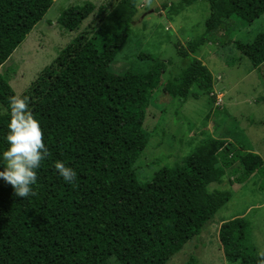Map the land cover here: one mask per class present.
<instances>
[{"label":"trees","instance_id":"16d2710c","mask_svg":"<svg viewBox=\"0 0 264 264\" xmlns=\"http://www.w3.org/2000/svg\"><path fill=\"white\" fill-rule=\"evenodd\" d=\"M139 0H120L101 19L92 35L76 37L22 96L40 122L48 157L41 162L37 196L19 198L10 185H0V264H168L199 237L232 199L221 185L232 169L237 184L264 175V160L241 143L207 136L182 165L164 167L141 184L135 165L146 149L145 128L150 91L167 64L152 63L149 73L113 69L116 56L131 36ZM209 4L205 36L188 43L182 56L190 66L167 82L163 93L179 98L212 95L214 78L199 55L218 30L232 35L264 15V0H181L180 7ZM55 0H0V69L43 20ZM95 12L87 2L71 6L59 18L68 31L78 30ZM239 19L236 27L227 26ZM231 23V22H230ZM253 70L264 64V33L252 42L229 41ZM11 79L0 74V149L7 145L8 98L16 95ZM62 161L77 177L67 184L54 164ZM2 170V169H0ZM264 187V183L262 185ZM252 224L245 217L226 221L219 241L228 263L259 264L251 244ZM195 256L184 264H198Z\"/></svg>","mask_w":264,"mask_h":264},{"label":"rangeland","instance_id":"374dc122","mask_svg":"<svg viewBox=\"0 0 264 264\" xmlns=\"http://www.w3.org/2000/svg\"><path fill=\"white\" fill-rule=\"evenodd\" d=\"M119 1L55 0L43 20L0 69V74L8 76L15 94L22 96L76 37L89 38ZM87 2L95 5V12L78 30L68 31L59 24L66 9ZM180 2L139 0L131 22V36L113 64L117 73L135 69L149 73L153 65L138 61L140 54L160 58L167 64L159 84L150 91L151 106L145 121L150 140L135 165L141 184L149 182L164 167L182 165L207 136L241 143L264 160V64L253 70L250 61L229 42L249 43L264 33V15L232 35H226L225 29L206 36L209 43L203 46L198 58L213 75V94H201L195 99L197 89L193 88L191 98L181 104L179 98L163 93L164 86L190 66L192 57L180 52L186 51L189 42L206 35L205 22L210 9L205 1L189 7H180ZM230 22L227 26L241 24L239 19ZM5 113L0 104V117ZM233 168L227 170L221 185L210 186V190L230 191L231 201L168 264H184L191 256L197 258L198 264H230L219 241V229L224 222L237 217L251 222V244L258 253L264 251V175L255 174L246 183L237 184ZM0 185L7 183L0 180ZM108 264L118 263L111 259Z\"/></svg>","mask_w":264,"mask_h":264},{"label":"clouds","instance_id":"9594fccd","mask_svg":"<svg viewBox=\"0 0 264 264\" xmlns=\"http://www.w3.org/2000/svg\"><path fill=\"white\" fill-rule=\"evenodd\" d=\"M7 114V132L3 136L7 147L0 149V180L12 187L16 197H35L38 170L48 157L40 122L29 108L26 96H10ZM54 168L65 183L75 181L76 171L64 162H55ZM258 255L261 257L259 264H264V251Z\"/></svg>","mask_w":264,"mask_h":264}]
</instances>
